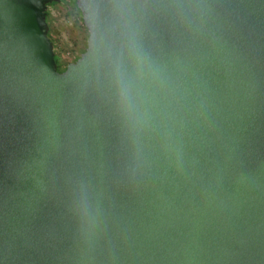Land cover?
<instances>
[{
    "label": "water",
    "instance_id": "1",
    "mask_svg": "<svg viewBox=\"0 0 264 264\" xmlns=\"http://www.w3.org/2000/svg\"><path fill=\"white\" fill-rule=\"evenodd\" d=\"M59 1L0 0V264H76L78 178L104 191L123 264H264V0H217L228 45L204 59L216 128L212 176L199 181L211 179L217 210L194 214L163 167L138 193L122 183L127 152L103 67L116 0H74L88 36L62 71L45 18ZM154 39L172 44L163 25ZM114 255L121 264L119 246Z\"/></svg>",
    "mask_w": 264,
    "mask_h": 264
},
{
    "label": "clouds",
    "instance_id": "2",
    "mask_svg": "<svg viewBox=\"0 0 264 264\" xmlns=\"http://www.w3.org/2000/svg\"><path fill=\"white\" fill-rule=\"evenodd\" d=\"M222 21L217 0H116L104 55L106 95L127 152L122 183L138 193L163 167L188 187L193 214L217 210L211 179L207 186L199 181L212 176L216 128L215 92L204 59L227 52ZM162 25L172 36L167 47L154 39ZM231 71L242 75L237 67ZM71 207L78 221L76 264H116L118 246L121 264L129 259L126 239L111 227L101 188L75 179Z\"/></svg>",
    "mask_w": 264,
    "mask_h": 264
},
{
    "label": "rangeland",
    "instance_id": "3",
    "mask_svg": "<svg viewBox=\"0 0 264 264\" xmlns=\"http://www.w3.org/2000/svg\"><path fill=\"white\" fill-rule=\"evenodd\" d=\"M48 32L54 43L58 65L75 61L86 46L88 30L73 0H60L46 6Z\"/></svg>",
    "mask_w": 264,
    "mask_h": 264
},
{
    "label": "trees",
    "instance_id": "4",
    "mask_svg": "<svg viewBox=\"0 0 264 264\" xmlns=\"http://www.w3.org/2000/svg\"><path fill=\"white\" fill-rule=\"evenodd\" d=\"M74 1V0H73ZM50 4H56V2H50V3H47V5H50ZM46 5V6H47ZM47 12V11H46ZM46 18V17H45ZM48 36L50 37V39L53 41L52 37L50 36L49 32H48ZM54 43V41H53ZM57 61V60H56Z\"/></svg>",
    "mask_w": 264,
    "mask_h": 264
},
{
    "label": "flooded vegetation",
    "instance_id": "5",
    "mask_svg": "<svg viewBox=\"0 0 264 264\" xmlns=\"http://www.w3.org/2000/svg\"><path fill=\"white\" fill-rule=\"evenodd\" d=\"M57 70H59V71H62L63 69H61L60 67H59V65H58V61H57Z\"/></svg>",
    "mask_w": 264,
    "mask_h": 264
}]
</instances>
